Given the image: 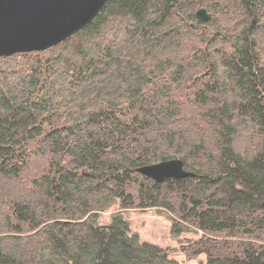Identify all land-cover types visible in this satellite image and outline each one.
Wrapping results in <instances>:
<instances>
[{
  "label": "trees",
  "instance_id": "obj_1",
  "mask_svg": "<svg viewBox=\"0 0 264 264\" xmlns=\"http://www.w3.org/2000/svg\"><path fill=\"white\" fill-rule=\"evenodd\" d=\"M170 159L192 176L136 171ZM147 209L194 263L130 230ZM0 264H264V0H108L0 57Z\"/></svg>",
  "mask_w": 264,
  "mask_h": 264
},
{
  "label": "water",
  "instance_id": "obj_2",
  "mask_svg": "<svg viewBox=\"0 0 264 264\" xmlns=\"http://www.w3.org/2000/svg\"><path fill=\"white\" fill-rule=\"evenodd\" d=\"M108 0H0V57L41 52L68 40L88 25ZM195 16L206 21L200 8ZM141 175L161 183L190 177L180 159L141 166Z\"/></svg>",
  "mask_w": 264,
  "mask_h": 264
},
{
  "label": "rangeland",
  "instance_id": "obj_3",
  "mask_svg": "<svg viewBox=\"0 0 264 264\" xmlns=\"http://www.w3.org/2000/svg\"><path fill=\"white\" fill-rule=\"evenodd\" d=\"M122 216L128 221L130 230L137 232L142 240H146L160 247H170L172 248L171 253L173 258L180 262L194 263L183 252L182 245L188 241L196 240L199 234L183 232L177 235L173 233L170 229V222L167 215L155 209H147L144 212L127 210L122 213ZM110 221L111 217L106 215L98 219V223L100 224H108Z\"/></svg>",
  "mask_w": 264,
  "mask_h": 264
}]
</instances>
